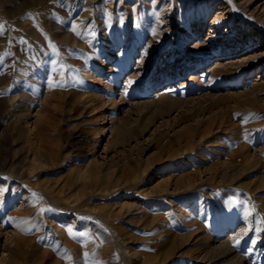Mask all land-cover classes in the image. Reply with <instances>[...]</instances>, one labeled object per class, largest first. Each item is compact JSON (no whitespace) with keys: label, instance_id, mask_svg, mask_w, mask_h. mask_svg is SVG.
Returning a JSON list of instances; mask_svg holds the SVG:
<instances>
[{"label":"rangeland","instance_id":"obj_1","mask_svg":"<svg viewBox=\"0 0 264 264\" xmlns=\"http://www.w3.org/2000/svg\"><path fill=\"white\" fill-rule=\"evenodd\" d=\"M0 264H264V0H0Z\"/></svg>","mask_w":264,"mask_h":264},{"label":"snow or ice","instance_id":"obj_2","mask_svg":"<svg viewBox=\"0 0 264 264\" xmlns=\"http://www.w3.org/2000/svg\"><path fill=\"white\" fill-rule=\"evenodd\" d=\"M55 50V49H54ZM237 243H239V241H237Z\"/></svg>","mask_w":264,"mask_h":264},{"label":"bare ground","instance_id":"obj_3","mask_svg":"<svg viewBox=\"0 0 264 264\" xmlns=\"http://www.w3.org/2000/svg\"><path fill=\"white\" fill-rule=\"evenodd\" d=\"M193 77H194V76H193ZM148 90H149V89H148ZM148 90H147V91H148ZM148 93H149V92H148Z\"/></svg>","mask_w":264,"mask_h":264}]
</instances>
